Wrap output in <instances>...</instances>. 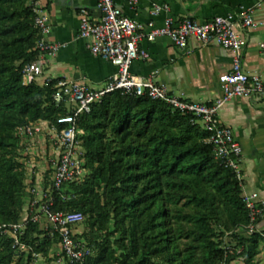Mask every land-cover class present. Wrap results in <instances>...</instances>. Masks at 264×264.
<instances>
[{
	"label": "trees",
	"instance_id": "obj_1",
	"mask_svg": "<svg viewBox=\"0 0 264 264\" xmlns=\"http://www.w3.org/2000/svg\"><path fill=\"white\" fill-rule=\"evenodd\" d=\"M37 1L0 0V224L20 222L31 195L22 153L31 137L19 128L57 123L70 110L54 98L58 79L25 81L26 65L40 55ZM193 119L163 100L120 90L79 116L85 178L56 190L53 209L83 214L75 237L93 248L85 264H264V230H244V181L215 157ZM52 231L29 219V252L0 231V264H33V253L50 264L60 241Z\"/></svg>",
	"mask_w": 264,
	"mask_h": 264
},
{
	"label": "built area",
	"instance_id": "obj_2",
	"mask_svg": "<svg viewBox=\"0 0 264 264\" xmlns=\"http://www.w3.org/2000/svg\"><path fill=\"white\" fill-rule=\"evenodd\" d=\"M98 8L101 12L99 19L92 18L86 6L80 8L79 35L89 40L88 46L94 55L114 63L117 72L105 88L96 90L78 82L59 80L55 84L54 98L57 103H65L70 108L69 112L60 116L57 123L46 121L47 125L44 126V121L41 120L19 128L20 134L31 138L47 132L55 151V156L48 160L53 181L41 191L36 188L29 190L33 198L30 195L26 215L20 222L0 224V231L11 235L14 238V247L24 252H29L23 239L29 219L45 225L47 229L53 228L51 234L58 233L60 241L52 247L53 259L50 264H85L87 258L93 254V248L87 241L75 237L80 232L79 225L84 220L83 214L55 210L53 207L56 190L68 181L84 179V158L78 138L82 131L78 127V118L82 113L90 112L94 103L101 101L108 93L120 90L123 93L148 95L153 99L163 100L173 108L191 114L193 121L207 131V142L213 145L215 157L232 167L238 179L244 181L243 147L233 129L221 120L220 110L236 97H264V78L244 69L243 55L248 41L236 26L238 20L244 28L261 25L264 29V20L256 21L252 10L241 12L240 15H217L205 22L192 17L180 19L170 16L158 27L153 20L141 24L124 15L114 0H98ZM168 8L167 4L155 5L153 14ZM34 9L35 23L40 34L37 45L40 55L26 65V82L45 74L49 57L60 46L46 39V34L50 31L49 14L38 1L34 4ZM158 37H167L182 49H187L193 39L201 44L216 43L228 49L233 61L231 69L220 76L222 95L212 104L189 102L172 95L165 84L158 83L153 78L134 75L131 72L133 62L149 57V52L141 47V42L145 39L152 41ZM260 47L264 51V41L260 43ZM52 80V77H47L45 83ZM243 199L249 209L248 224L244 230L247 234H252L257 230L258 217L264 214V200L257 192L244 193ZM40 255L42 254L33 253L35 258Z\"/></svg>",
	"mask_w": 264,
	"mask_h": 264
},
{
	"label": "crops",
	"instance_id": "obj_3",
	"mask_svg": "<svg viewBox=\"0 0 264 264\" xmlns=\"http://www.w3.org/2000/svg\"><path fill=\"white\" fill-rule=\"evenodd\" d=\"M114 1L124 15L141 24L153 20L158 27L170 16L192 17L205 22L217 15H240L246 10H252L256 21L264 20V0ZM38 3L50 16L46 39L60 45L49 57L45 74L38 77L39 82L43 84L47 77H52L78 82L94 90L105 88L117 72V66L94 55L88 46L89 40L79 35L80 8L86 6L92 18L99 19L98 0H38ZM164 4L168 5V10L162 9L154 15V6ZM236 26L248 41L243 55L244 69L264 78V51L260 47L264 41L263 27L244 28L238 20ZM141 47L149 52V57L133 62L131 72L134 75L153 78L165 84L172 95L189 102L212 104L222 95L220 76L231 69L233 61L228 49L216 43L201 44L194 39L187 49H182L167 37L145 39ZM220 118L233 129L243 147L244 193L257 192L264 200V97H236L220 110ZM43 124L46 126V121ZM30 141L45 145L44 149L52 145L46 131ZM43 178L36 179L34 188L38 191L45 188ZM257 226L264 230V215Z\"/></svg>",
	"mask_w": 264,
	"mask_h": 264
},
{
	"label": "rangeland",
	"instance_id": "obj_4",
	"mask_svg": "<svg viewBox=\"0 0 264 264\" xmlns=\"http://www.w3.org/2000/svg\"><path fill=\"white\" fill-rule=\"evenodd\" d=\"M38 142V141H37ZM50 143V142H48ZM27 146L30 148H27L22 153L24 157L28 159V176H27V183L29 189H31L32 180L39 177V179L42 180H50L52 178V170H49L47 167L50 166V163L48 160L55 156V151L52 147V145H49L47 149L45 148V145H40L39 143H33L29 142L27 143ZM47 150V152L45 151ZM31 151V152H30ZM45 151V152H44ZM30 152V153H29ZM29 153V154H28ZM47 156V157H46ZM51 169V168H50ZM85 178V176H84ZM36 183V182H35ZM83 227L80 228L82 230ZM262 262H264V252H262L259 256ZM36 260V261H35ZM34 260L33 264H44L46 263V259L40 255ZM233 264H241L240 262H234Z\"/></svg>",
	"mask_w": 264,
	"mask_h": 264
}]
</instances>
